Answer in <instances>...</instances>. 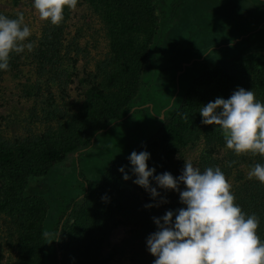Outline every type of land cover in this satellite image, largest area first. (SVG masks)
I'll return each mask as SVG.
<instances>
[{"label": "trees", "instance_id": "trees-1", "mask_svg": "<svg viewBox=\"0 0 264 264\" xmlns=\"http://www.w3.org/2000/svg\"><path fill=\"white\" fill-rule=\"evenodd\" d=\"M84 1L100 11L109 41V56L104 62L100 81L87 90L81 108L54 129L30 140L13 144L0 142V213L6 214L11 226L10 237H15L17 264H45L43 223L46 206L39 196L37 182L63 162L67 155L88 147L99 130L126 114L136 99L144 71L151 68L153 61L157 18L152 0ZM199 1L230 6L239 0ZM182 6L183 0H175L163 8L167 19L164 23L171 24L177 20ZM68 15L66 8L65 18L59 26L49 23L43 28L35 53L39 63H52ZM262 42L264 34L257 32L242 40L250 48H257ZM245 52V48H240L234 56L201 64L196 75L184 84L183 92L175 98L172 115L165 118L153 135L134 150L137 154L141 151L150 154L147 165L155 169L153 177L164 172L178 177L170 156L196 138L203 143L197 163L201 171L207 167H219L227 178L235 163H245L250 168L257 163L264 164V157L250 153L235 156L233 151L226 165L218 163L213 152L225 146V141L219 126L202 124L199 113L202 106L218 97L228 99L238 88L252 90L256 99L264 103V55L246 58ZM19 62V54H12L10 70H0V76L14 71ZM131 153L105 168L99 181L87 189L73 207L59 233L58 264H104L100 247L110 232L112 215L138 226L118 249L128 251L132 264H153L155 257L148 251L146 242L158 230L154 218L163 217L169 210L175 213L185 206L180 203L178 191L160 188L151 177L150 182L159 193L152 201L156 206L148 204L146 193L144 199H131L129 185L135 177L129 160ZM122 167L124 172L119 171ZM124 175L130 178L125 180ZM184 187L182 183L179 185L181 191ZM232 192L235 203L245 214L254 213L259 217L257 234L264 241V185L255 178L242 180ZM157 200H163L165 205L158 206Z\"/></svg>", "mask_w": 264, "mask_h": 264}, {"label": "rangeland", "instance_id": "rangeland-1", "mask_svg": "<svg viewBox=\"0 0 264 264\" xmlns=\"http://www.w3.org/2000/svg\"><path fill=\"white\" fill-rule=\"evenodd\" d=\"M172 1L175 0H152L157 18L153 61L142 75L138 94L129 110L121 119L99 130L88 147L67 155L37 182L39 196L46 206L45 264H58L59 233L84 192L94 187L105 168L125 159L172 115L175 98L201 64L234 56L240 48L246 49V58L264 55V47L252 49L242 43L255 26L245 16L249 7L244 1L226 6L183 0L177 20L165 24L163 8ZM17 13H23L32 33L28 42H34L35 47L32 52L25 49L19 54L20 62L14 71L0 76V142L6 144L30 140L54 129L79 110L87 90L100 81L109 56V41L100 11L84 0H78L76 11L69 10L50 64L39 63L35 57L37 41L50 21L39 18L33 0H0V14L16 18ZM202 150V140L196 138L170 156L178 177L185 161L198 167ZM231 151L225 144L214 150L213 157L226 165ZM250 170L245 163H235L227 177L232 189L240 181L249 179ZM135 179L136 176L129 185L131 199H144L146 193L148 204H154L155 197L133 183ZM150 186L158 189L151 182ZM156 204L165 205L163 200H157ZM109 226L110 232L100 247L104 264H132L128 251L118 248L138 226L118 215L110 217ZM10 232L6 214L0 213V264H17L16 241Z\"/></svg>", "mask_w": 264, "mask_h": 264}, {"label": "clouds", "instance_id": "clouds-1", "mask_svg": "<svg viewBox=\"0 0 264 264\" xmlns=\"http://www.w3.org/2000/svg\"><path fill=\"white\" fill-rule=\"evenodd\" d=\"M77 4L78 0H33L39 18L53 26L63 22L66 8L76 11ZM31 34L23 13L16 18L0 14V70H10L12 54L34 50V42H28ZM199 113L202 124L219 126L226 148L235 155L264 157V103L252 90L238 88L228 99L218 97L202 106ZM149 155L146 151L131 153L133 183L156 197L159 193L150 186L151 177L160 188L178 191L185 206L154 218L158 230L146 242L155 257L153 264H264V241L257 234L259 217L245 214L235 203L232 185L219 167L201 171L185 161L179 177L169 172L153 177L155 169L147 165ZM119 171L124 172L123 167ZM248 178L264 185V164H255ZM181 183L185 186L182 191Z\"/></svg>", "mask_w": 264, "mask_h": 264}, {"label": "flooded vegetation", "instance_id": "flooded-vegetation-1", "mask_svg": "<svg viewBox=\"0 0 264 264\" xmlns=\"http://www.w3.org/2000/svg\"><path fill=\"white\" fill-rule=\"evenodd\" d=\"M240 1L242 2L244 1L247 5V0H239L233 3L232 5L237 4ZM248 7H249V11L245 14V16L255 26L250 31H248V33L243 39H245L249 34H253L256 32L258 34H261V33L264 34V0H249ZM263 47H264V42H262V44L259 45L257 48H263ZM257 48H252V49H257Z\"/></svg>", "mask_w": 264, "mask_h": 264}]
</instances>
